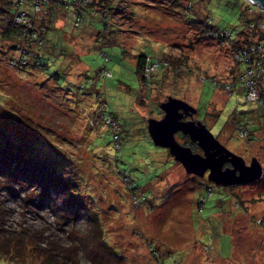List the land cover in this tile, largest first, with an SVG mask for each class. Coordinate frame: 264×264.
Listing matches in <instances>:
<instances>
[{"label": "rangeland", "instance_id": "1", "mask_svg": "<svg viewBox=\"0 0 264 264\" xmlns=\"http://www.w3.org/2000/svg\"><path fill=\"white\" fill-rule=\"evenodd\" d=\"M171 1H115L103 14V28L80 0L68 3L84 16L62 30L66 13H55L43 36L55 46L44 60L47 70L17 68L10 63L16 53L0 46V130L21 143L13 152L0 144V264H51L53 255L65 264H264V118L245 92L249 75L235 50L258 40L245 27L247 1L177 0L184 8ZM46 3L35 12L28 2L20 7L38 23L51 8ZM59 65L64 74L54 79ZM256 68L254 62V87L264 79ZM167 97L194 107L192 118L244 164L255 158L259 179L217 185L207 172L187 174L167 149L154 146L146 121L159 119L158 103ZM101 111L117 119L114 143L107 117H97ZM240 111L238 122L249 118L258 127L245 137L237 135L231 114ZM34 155L32 163L43 159L51 177L28 167ZM203 191L211 196L197 211ZM21 228L34 246L25 239L19 245ZM61 242L63 251L54 252ZM4 245L13 252L6 254Z\"/></svg>", "mask_w": 264, "mask_h": 264}, {"label": "trees", "instance_id": "2", "mask_svg": "<svg viewBox=\"0 0 264 264\" xmlns=\"http://www.w3.org/2000/svg\"><path fill=\"white\" fill-rule=\"evenodd\" d=\"M101 1L104 2V4L99 5L98 3ZM115 1H118V0H96V1L95 0H80V4H83L85 6V10H84L85 15H95L96 14V16H97L96 18H98L100 20V22L102 24L101 28H103V23H102L103 14L107 8H109V9L112 8L111 7L112 3H114ZM243 1H245V0H243ZM46 2H43L42 5H46L47 4ZM50 2H51L50 10L48 12L42 11V14H41V16L43 15L41 17L42 22L36 23L35 22L36 21L35 20V14H31L30 10H29V12L27 10V13H26L27 16L26 17L28 18L29 23L28 24H15L12 22L11 16H12L13 11L16 9V6H15L16 0H0V46L8 45V50L11 53H16V56L11 57L10 63L12 65H16V67L19 69H25L23 67L26 64L30 68L31 67L37 68V66H39L38 68H41L40 66H42L43 69L47 70L48 65L46 62H44V60L45 59L51 60L50 59V57H52V56H50V53H52L51 49L55 46L53 44V41H50L49 39H43V36L45 35L44 32L48 31V28H49L48 24L52 21H56L55 13H58L59 11L62 13H64V12L66 13L64 15V18H63V24L61 27L62 30L63 29H68V30L73 29L72 27L78 25L77 24L78 22H76L75 19L78 21L79 16H81V18H83V16H84L76 7L71 6V4L69 6H68V4H66V3H70V0H50ZM171 3H172V5L175 4V5L179 6V8H184L182 2H180V1L172 0ZM243 3H245V2H243ZM73 4L74 3H72V5ZM91 5H92V7L90 9ZM246 5L248 6V11L250 14H249V17L244 20L245 21V27L251 32V35L258 34V40H256V42H255V43H257L256 47L251 46L249 48H246L245 45H249L250 41H248V42L245 41V43L243 45H241V47H237V45H235V47H237V49H235V50H236V54L239 56V61L244 66L243 67L244 74L246 73V71H250V74H248L249 77H247V78L253 79L254 74H255V70L253 69L254 62L257 65L264 67V57H263V59L259 58L260 54L264 55V43H261L262 41L264 42V11L259 9L258 7L256 8V7L252 6L251 4H249L247 2H246ZM46 6H48V4ZM19 8L22 9L21 7H19ZM78 8H80V6H78ZM69 11L71 12V15H70V17L67 18V12H69ZM235 14H236L235 18H236V22H237L236 26H237L242 17H241V13L239 10L237 12H235ZM39 24H41V25H39ZM216 26H218V25H216ZM219 27L226 28V27H222V26H219ZM224 31H227V34L228 33L231 34L232 30L229 29V30H224ZM243 33L246 36L247 32L245 30L243 31ZM48 36H50V35H47V37ZM45 42H48V43L45 44ZM243 46H245V47H243ZM261 47L263 49H260ZM254 48L259 49V50L255 51L257 56L252 58V57H250V54H251V50H253ZM58 49H59V47H58ZM62 49L63 48L61 47L60 50L62 51ZM0 50H1V47H0ZM53 56L55 57L56 55L53 54ZM244 59H245V61H243ZM141 60H143V54L142 53H140L137 56L135 66H134V69L132 72V74L135 75V77H136V75L138 76L139 72L141 71V67H140L141 66ZM246 61H247V63L244 64ZM103 67H105L104 63H103ZM101 69H102V66H101ZM256 69H258V68H256ZM107 71L108 70H106V72ZM99 72H101V71H99ZM60 74H64V72L59 65L58 69L55 70V74H54L53 78L56 79L58 77V75H60ZM261 76H262V73H259L257 75L258 78H257L256 82L258 81V79ZM88 82H90V81H88ZM141 82H142V84L144 82L142 78H141ZM80 86L83 87L84 85L80 84ZM247 89L248 88L246 86L245 92H247ZM254 89H255L256 95H255V98L252 100H254V105L256 107L260 106L262 108L261 117L264 118V79L261 78L259 80V82L257 83V86L254 87ZM145 90H146V88H145ZM98 97H99V94H98ZM160 103H162V102H159L158 104H160ZM103 104H105V103H103ZM104 108H106V107H104ZM161 113H162V111H161ZM103 114L104 113H102V111H101L100 115L97 117H99L101 120H103L102 117L104 119H105V117H107L106 127H108L111 130V132L113 133L112 138H113V143H114V140L116 142V139H117V136L119 133V127H118L119 124L117 122V119L111 113L107 112L106 116ZM231 114L233 115L234 122L236 123L235 127L238 128L237 133H239V131H242L244 134L243 137L247 136L248 134L250 135V132L252 130L258 129L257 125H253L252 122L250 123L249 118H246L242 123L238 122L239 120H242V119H239L240 118L239 114H244L242 111H240L239 113L231 112ZM88 117H89V119L92 118L93 120L97 119L94 116H91V114L88 115ZM111 117L114 120H112ZM195 119L197 121H200L197 118H195ZM126 122H127V120H126ZM201 123H203L205 125L204 122H201ZM259 124L264 125V122H261V120H259ZM248 125H249V127H247ZM114 126L117 127L116 130L114 129ZM145 129H146V127H145ZM117 131H118V133H117ZM116 134H117V136H116ZM177 137L182 139L181 141H183V143H180L181 145H185V146L189 147L191 149V151H193V152L199 151L197 146L195 145V143L190 141L187 136L180 134ZM0 139H1L0 144L4 145L5 147H8V150L11 152H13L17 146L21 145V143H18V144L13 143L8 138L7 134L3 130H0ZM1 142L5 143V144H2ZM29 146H31V144H29ZM117 147H118L117 148V150H118L119 146H117ZM15 155L18 158L23 159V161L25 160V152L23 149H18L16 151ZM35 155L32 156L31 159H28V164H29L28 167L35 168V173L36 172L44 173L43 178L51 177L53 175V171L48 170L50 176H47V173L44 171V168L47 166H45L43 164V159H40V162L37 160L36 162L32 163V161L35 158ZM17 161L21 164L20 160H17ZM34 163H35V165H34ZM203 193L199 194L196 198V210L197 211L200 208H202V210H203V207H205L204 203L207 201V198L209 196H211L210 193H208L207 191H203ZM201 196H203L202 200H201ZM21 231H23V232L21 233L19 245H21L22 243L26 244V242H27L28 245L34 246V243L30 239L31 236L27 234V228H21ZM24 239L26 240V242L24 241ZM63 245H64L63 242L58 243V247H56L54 245V252L63 251V248H62ZM4 247H5L6 254H11L13 252V246L10 247L8 245H6V246L4 245ZM38 251L41 253L42 259H43V257L47 256L46 251H44V250H42V251L38 250ZM53 258H54V255L50 259H48L51 264H65L64 260H61L60 257L58 259H53ZM18 261H20V260H18ZM44 261L45 260L43 259V262ZM43 262H42V264H43Z\"/></svg>", "mask_w": 264, "mask_h": 264}, {"label": "water", "instance_id": "3", "mask_svg": "<svg viewBox=\"0 0 264 264\" xmlns=\"http://www.w3.org/2000/svg\"><path fill=\"white\" fill-rule=\"evenodd\" d=\"M264 10V0H246ZM162 116L158 119H147L146 131L154 146L167 149L169 155L184 172L197 177L206 173L208 181L217 185H236L258 180L261 167L255 158L244 164L241 157L231 153L208 131L200 121L183 120L186 115L196 112L187 102L174 97H167L160 103ZM176 133L187 136L195 143L199 152H193L185 145L178 143ZM227 162L230 167L222 168Z\"/></svg>", "mask_w": 264, "mask_h": 264}, {"label": "built area", "instance_id": "4", "mask_svg": "<svg viewBox=\"0 0 264 264\" xmlns=\"http://www.w3.org/2000/svg\"><path fill=\"white\" fill-rule=\"evenodd\" d=\"M46 1L47 0H16V3H15L16 9L13 11L12 16H11L12 22L15 24H28L29 23V20L26 17L27 16V14H26L27 10H25L23 8L22 9L19 8L25 2H28L29 6H32L33 11L35 12V8H37L36 10L39 11L40 10L39 5L40 4L42 5V3L46 2ZM74 1L75 0H70V3H73ZM66 4H68V3H66ZM149 65H152L151 70L154 69L155 66L153 64V61H149ZM145 67H147V66H145ZM258 69L261 72H264V67H261L260 65H258ZM247 74H250V71H247ZM253 82L255 83V80L248 79V78L245 81L247 88H250V89H247V95L251 96V97H249V99H254L255 95H256ZM223 87L228 88L229 86H228V84H225V85H223ZM237 135L239 137L244 136L242 131H239V133H237Z\"/></svg>", "mask_w": 264, "mask_h": 264}, {"label": "flooded vegetation", "instance_id": "5", "mask_svg": "<svg viewBox=\"0 0 264 264\" xmlns=\"http://www.w3.org/2000/svg\"><path fill=\"white\" fill-rule=\"evenodd\" d=\"M195 113H193L192 115H186L184 118H183V120H194V121H196V119L195 118H192V116L194 115ZM161 117V116H160ZM206 128L208 129V127L206 126ZM209 130V129H208ZM175 135H180V133H176ZM199 150V149H198ZM196 152H199V151H196ZM240 157V156H239ZM227 167H230L229 166V164L227 163V162H225V163H223V165H222V168H227Z\"/></svg>", "mask_w": 264, "mask_h": 264}, {"label": "clouds", "instance_id": "6", "mask_svg": "<svg viewBox=\"0 0 264 264\" xmlns=\"http://www.w3.org/2000/svg\"><path fill=\"white\" fill-rule=\"evenodd\" d=\"M248 3V2H247ZM252 5V4H251Z\"/></svg>", "mask_w": 264, "mask_h": 264}]
</instances>
